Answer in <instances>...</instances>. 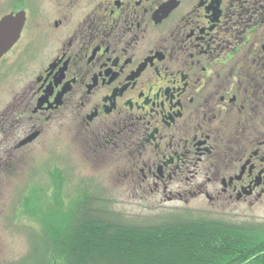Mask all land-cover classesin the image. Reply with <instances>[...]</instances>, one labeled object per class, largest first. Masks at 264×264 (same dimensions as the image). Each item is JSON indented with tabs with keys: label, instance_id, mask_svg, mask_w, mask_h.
Returning <instances> with one entry per match:
<instances>
[{
	"label": "flooded vegetation",
	"instance_id": "obj_1",
	"mask_svg": "<svg viewBox=\"0 0 264 264\" xmlns=\"http://www.w3.org/2000/svg\"><path fill=\"white\" fill-rule=\"evenodd\" d=\"M33 161L40 194L264 208V0H0V198Z\"/></svg>",
	"mask_w": 264,
	"mask_h": 264
},
{
	"label": "trees",
	"instance_id": "obj_2",
	"mask_svg": "<svg viewBox=\"0 0 264 264\" xmlns=\"http://www.w3.org/2000/svg\"><path fill=\"white\" fill-rule=\"evenodd\" d=\"M36 195L43 203L26 195L18 205L40 230L27 227L29 252L14 264H264V223L194 214L137 222L96 197Z\"/></svg>",
	"mask_w": 264,
	"mask_h": 264
},
{
	"label": "rangeland",
	"instance_id": "obj_3",
	"mask_svg": "<svg viewBox=\"0 0 264 264\" xmlns=\"http://www.w3.org/2000/svg\"><path fill=\"white\" fill-rule=\"evenodd\" d=\"M38 163L39 161H33L31 165L27 166L24 181L27 187L22 196H20L21 193L18 187L23 186L22 184L24 182L18 181L12 184L13 186L8 197L0 198V264H14L23 259L30 248L27 227L31 226L37 231L40 230L37 224H31L28 220L29 216L24 213L26 212V208L18 205L21 197L24 199L26 195L33 197L36 203L37 201L41 203L42 201L40 199L44 198V196H39L38 198L36 195L38 193L32 192L35 190L33 184L36 181L35 175L32 174H34V169L37 168ZM91 177H93L92 179L95 185L101 183L103 185L104 178L100 175L97 174ZM105 184L112 191L110 192L111 195L105 194L103 197L99 196L97 197V202L107 206L113 213L121 214L128 220L137 222L159 221L167 216L182 215L188 211L179 204L158 203V200L154 199H150L145 203L143 201L140 202L139 198L129 197L126 194L118 192L116 190L118 188L111 182ZM32 186L33 188L30 189ZM42 194H46V199L57 197L51 196L52 193L48 190ZM59 198L60 200L63 199L61 197ZM66 201H64L65 204H67ZM228 220L241 223H264V208L251 210L245 216L230 218ZM22 264L27 263L24 262Z\"/></svg>",
	"mask_w": 264,
	"mask_h": 264
}]
</instances>
